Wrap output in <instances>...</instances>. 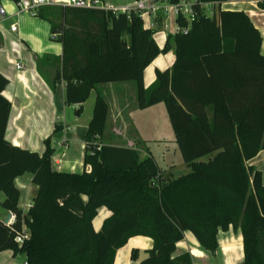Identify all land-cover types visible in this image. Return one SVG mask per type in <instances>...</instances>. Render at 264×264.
Listing matches in <instances>:
<instances>
[{
	"label": "trees",
	"instance_id": "16d2710c",
	"mask_svg": "<svg viewBox=\"0 0 264 264\" xmlns=\"http://www.w3.org/2000/svg\"><path fill=\"white\" fill-rule=\"evenodd\" d=\"M226 1L197 0L218 8L210 16L197 4L190 26L177 18L189 31L169 35L163 48L137 14L38 11L51 25L52 41L62 46L52 88L65 83V104L75 107V115H82L97 86L136 82L139 110L165 107L190 172L165 177L150 153L143 159L138 149L105 145L109 108L101 95L85 137L83 172L56 171L51 138L42 155L6 141L11 103L2 93L9 80L0 74V211L15 216L10 226L0 219V254L24 255L25 264H114L119 250L142 237L151 247L141 262L139 250H132V263L195 264L179 248L186 234L202 252L216 255L220 234L232 230L243 239L240 264H264V172L252 165L264 151L263 40L248 14L220 9ZM170 51L173 66L158 70L145 88V70ZM25 174L38 188L26 213L15 185ZM102 209L111 216L96 232ZM24 231L29 238L19 245L16 237Z\"/></svg>",
	"mask_w": 264,
	"mask_h": 264
},
{
	"label": "crops",
	"instance_id": "0c3cea01",
	"mask_svg": "<svg viewBox=\"0 0 264 264\" xmlns=\"http://www.w3.org/2000/svg\"><path fill=\"white\" fill-rule=\"evenodd\" d=\"M110 1L117 4L127 2L126 0ZM259 4H264V0H227L220 6V9L233 12L243 11L249 15L261 32L262 53L264 54V9ZM0 7L6 10L4 18L0 15V74L9 80V85L2 96L11 103L6 141L14 147L42 155L46 150L45 141L51 138V145L55 150L54 169L58 172L80 174L84 168L85 137L92 118L91 115L90 119L84 122L83 113L87 106V112L92 111L93 114L96 97L101 95L109 108L106 129L102 138L103 143L132 149H138L137 146H140L145 154L143 159L148 153L153 156L151 145L159 140H155L151 132L158 125L157 119L154 120V118L160 112L158 110L163 109V105L141 111L138 108L136 82L104 84L97 86L96 90L91 92L89 100L83 105L82 115L77 117L75 107L65 104V83L58 85L55 89L51 85L52 78L60 66L62 46L52 41L49 22L28 13H20L10 1H0ZM217 8L218 6H215L214 9ZM160 20H163L162 17ZM12 25H17V32L11 31ZM159 33L162 45L158 44L156 38L155 40L159 47L163 48L167 37L174 33ZM40 61L48 62L44 69L40 68ZM174 62V51L160 55L145 70V88L148 89L154 84L158 70L170 69ZM15 63L22 64L24 69L18 71ZM93 95L94 100H92ZM61 114L64 115L63 120L60 117ZM56 127H60L61 131L55 133ZM157 138L162 139L159 142H164L163 137L158 136ZM172 159L173 156L168 154L167 160L170 162L167 165L161 166L157 163L164 171L165 177L170 175L180 177L173 170ZM32 180L31 174H25L15 181L21 193L19 207L25 213L27 212L26 204L32 201L38 190ZM110 216L111 213L106 209L100 211L93 223L96 232L101 230L103 222ZM0 218L3 221L8 220L9 213L0 211ZM226 234V236L224 234L219 236L223 250L219 252L223 259L221 263H242L244 259L242 236L232 230ZM190 236L192 235L186 234V239H190L188 243L192 246V255L196 264H217L205 260L206 253L198 249L197 241ZM151 244V240L146 238L131 239L123 249L118 251L114 264H131L132 250L139 248L147 250ZM183 244L184 242L179 246ZM195 251L200 254L195 256L193 254ZM14 258L16 257L13 252H3L0 254V264H6Z\"/></svg>",
	"mask_w": 264,
	"mask_h": 264
},
{
	"label": "built area",
	"instance_id": "2783aa9c",
	"mask_svg": "<svg viewBox=\"0 0 264 264\" xmlns=\"http://www.w3.org/2000/svg\"><path fill=\"white\" fill-rule=\"evenodd\" d=\"M199 4L197 0H181L177 4H172L170 0H130L128 2L117 4L110 0H20L18 3H14L15 7L20 13H28L33 17H37V13L41 8L59 7V8H72L80 10H96L102 11L112 16L118 17L120 15H126L130 18L133 14H137L145 23L146 16L149 18L145 27L156 31L157 23L162 19H165V30L169 29L166 24L168 20L173 19L176 23V19L182 17L186 23L190 26L196 18L197 11L195 6ZM201 9H210L214 12L216 5L199 4ZM0 15L2 18L6 15L4 7H0ZM212 16V15H210ZM189 26L181 28L176 24V33L187 34ZM13 33L18 31L17 25L11 26ZM16 69L21 71L24 66L20 63H15ZM31 208V202L26 204L27 211ZM25 213V212H24ZM15 221V216L9 213L8 223L10 226ZM29 238L26 231L23 234H19L16 237L17 244H23L24 240Z\"/></svg>",
	"mask_w": 264,
	"mask_h": 264
},
{
	"label": "rangeland",
	"instance_id": "374dc122",
	"mask_svg": "<svg viewBox=\"0 0 264 264\" xmlns=\"http://www.w3.org/2000/svg\"><path fill=\"white\" fill-rule=\"evenodd\" d=\"M115 1H123V0H115ZM126 1L128 2L129 0H126ZM57 8H59V7H57ZM206 12L209 15H213V13H214V12H211V10L209 8L206 9ZM148 19L149 18L146 16L145 24L148 23ZM166 24L169 27V29H167V30H165V19H163L161 23H159V22L157 23L155 38H156V40L160 46L162 45V40L159 38V34H160L159 32H163L166 34H169V33L173 34L176 30V23L173 19L168 20ZM46 63H48V62L47 61H40L39 62L40 68L44 69L47 66V65H45ZM133 84H135V83H133ZM92 100H94V95L92 97ZM162 108H163V109H161L162 111L159 109L158 111H160V112L155 115L156 118H154V120L157 119L158 125L155 127V129L152 130L151 133L155 137L154 138L155 140L161 141L162 139H158L157 137L158 136L163 137L164 142L155 141L151 145V151H152L153 157L161 166L167 165L170 162L167 160L168 154L173 156V159H172V163H174L173 164L174 165L173 170H174L175 174H177L178 176H182V175L189 173L190 169L182 161V157L180 155L179 149L176 145V142H174V134H173L170 122H169L167 112L165 110V107H162ZM85 109H86V111L84 110L83 117H82L84 122H86L88 119H90V117L92 115V111L87 112V106L85 107ZM60 117L63 120L64 115L61 114ZM153 127H154V125H153ZM137 147L140 151L141 158L145 157V154L141 151V147L140 146H137ZM208 159L209 158L206 157V158L202 159V161H208ZM252 165L255 166L257 169L264 171V151H262V153L260 154L258 159L256 161H254L252 163ZM23 201H24V199H23ZM0 219L2 220V218H0ZM6 221H4V223ZM221 234H223V233H221ZM231 234H232V232H231ZM226 235L227 234H224V236H226ZM190 238H192V236H190ZM233 239H234V237H233ZM188 240H190V239H186L184 244L179 246V248L181 250L190 252L192 255V246L188 243ZM197 245H198V243H197ZM219 245H220V248H219V251L216 255L206 254L205 260L207 262L222 264L221 262L223 259H222V256L220 255L221 253H219V252H223V250H222V244L220 243ZM198 249L200 250L199 245H198ZM138 250L140 252L139 253V262H141L147 257V255L145 253H143V252H145V250H143L141 248H139ZM24 263H25V256L24 255H18V256H16V258L12 259V261L10 260V262H8L6 264H24ZM195 264H196V261H195Z\"/></svg>",
	"mask_w": 264,
	"mask_h": 264
},
{
	"label": "bare ground",
	"instance_id": "6f19581e",
	"mask_svg": "<svg viewBox=\"0 0 264 264\" xmlns=\"http://www.w3.org/2000/svg\"><path fill=\"white\" fill-rule=\"evenodd\" d=\"M193 254L195 255V256H198V254H200L199 252H193Z\"/></svg>",
	"mask_w": 264,
	"mask_h": 264
},
{
	"label": "water",
	"instance_id": "95a60500",
	"mask_svg": "<svg viewBox=\"0 0 264 264\" xmlns=\"http://www.w3.org/2000/svg\"><path fill=\"white\" fill-rule=\"evenodd\" d=\"M9 220V219H8ZM8 220L5 222V224H7L8 223Z\"/></svg>",
	"mask_w": 264,
	"mask_h": 264
}]
</instances>
